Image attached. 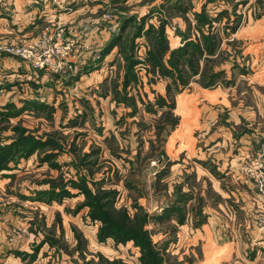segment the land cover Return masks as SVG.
Instances as JSON below:
<instances>
[{
    "label": "rangeland",
    "instance_id": "374dc122",
    "mask_svg": "<svg viewBox=\"0 0 264 264\" xmlns=\"http://www.w3.org/2000/svg\"><path fill=\"white\" fill-rule=\"evenodd\" d=\"M0 264H264V0H0Z\"/></svg>",
    "mask_w": 264,
    "mask_h": 264
},
{
    "label": "crops",
    "instance_id": "0c3cea01",
    "mask_svg": "<svg viewBox=\"0 0 264 264\" xmlns=\"http://www.w3.org/2000/svg\"><path fill=\"white\" fill-rule=\"evenodd\" d=\"M246 139V137L244 138V140ZM247 147V146H246ZM249 147V146H248Z\"/></svg>",
    "mask_w": 264,
    "mask_h": 264
}]
</instances>
